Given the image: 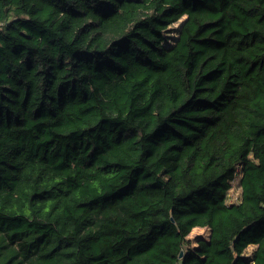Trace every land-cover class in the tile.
Listing matches in <instances>:
<instances>
[{
    "label": "trees",
    "instance_id": "obj_1",
    "mask_svg": "<svg viewBox=\"0 0 264 264\" xmlns=\"http://www.w3.org/2000/svg\"><path fill=\"white\" fill-rule=\"evenodd\" d=\"M0 264H264V0H0Z\"/></svg>",
    "mask_w": 264,
    "mask_h": 264
},
{
    "label": "rangeland",
    "instance_id": "obj_2",
    "mask_svg": "<svg viewBox=\"0 0 264 264\" xmlns=\"http://www.w3.org/2000/svg\"><path fill=\"white\" fill-rule=\"evenodd\" d=\"M185 17H182L181 19H179L177 22H175L174 24L170 25L171 29L170 31L167 33V35L170 37L168 39V41L170 42L171 41V38L175 37L176 36V30L179 29L182 21L184 20ZM169 27V28H170ZM240 168H237L236 170V174H235V179L233 180L232 182V187L231 189L228 191V194H227V202L231 203V202H235V201H238L239 198H240V187H239V184H238V180L240 178ZM208 233L207 230L205 229H196L195 231L192 230L189 234H188V237L190 239H195L198 235H203V236H206ZM247 253L250 252V249H247L246 250Z\"/></svg>",
    "mask_w": 264,
    "mask_h": 264
},
{
    "label": "crops",
    "instance_id": "obj_3",
    "mask_svg": "<svg viewBox=\"0 0 264 264\" xmlns=\"http://www.w3.org/2000/svg\"><path fill=\"white\" fill-rule=\"evenodd\" d=\"M196 229H204V228H201V227H194L192 230H196ZM255 248V245L251 244L247 247V249H250V252ZM250 252H248V254H250Z\"/></svg>",
    "mask_w": 264,
    "mask_h": 264
},
{
    "label": "water",
    "instance_id": "obj_4",
    "mask_svg": "<svg viewBox=\"0 0 264 264\" xmlns=\"http://www.w3.org/2000/svg\"><path fill=\"white\" fill-rule=\"evenodd\" d=\"M182 253H183V252H182V251H180V253H179V256H182Z\"/></svg>",
    "mask_w": 264,
    "mask_h": 264
}]
</instances>
